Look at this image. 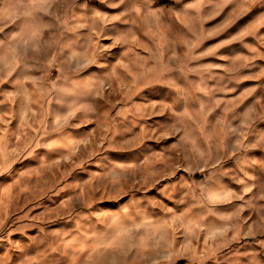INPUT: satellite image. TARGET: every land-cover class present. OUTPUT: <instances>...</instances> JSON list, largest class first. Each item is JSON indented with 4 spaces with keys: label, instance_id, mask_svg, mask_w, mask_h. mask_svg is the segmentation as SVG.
I'll return each instance as SVG.
<instances>
[{
    "label": "rangeland",
    "instance_id": "1",
    "mask_svg": "<svg viewBox=\"0 0 264 264\" xmlns=\"http://www.w3.org/2000/svg\"><path fill=\"white\" fill-rule=\"evenodd\" d=\"M0 264H264V0H0Z\"/></svg>",
    "mask_w": 264,
    "mask_h": 264
}]
</instances>
